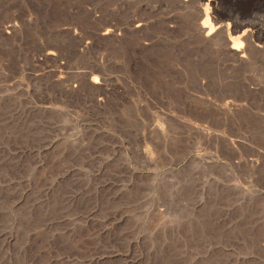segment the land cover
<instances>
[{"label":"rangeland","instance_id":"374dc122","mask_svg":"<svg viewBox=\"0 0 264 264\" xmlns=\"http://www.w3.org/2000/svg\"><path fill=\"white\" fill-rule=\"evenodd\" d=\"M0 264H264V0H0Z\"/></svg>","mask_w":264,"mask_h":264},{"label":"bare ground","instance_id":"6f19581e","mask_svg":"<svg viewBox=\"0 0 264 264\" xmlns=\"http://www.w3.org/2000/svg\"><path fill=\"white\" fill-rule=\"evenodd\" d=\"M201 12V11H200ZM205 12V11H204ZM199 13V12H198ZM200 14V13H199ZM203 20V19H202ZM208 25V24H207ZM213 25V24H212ZM203 28V27H202ZM216 28V27H215ZM218 28V27H217ZM13 29V28H12ZM204 29V28H203ZM213 30V29H212ZM215 30V29H214ZM111 32V31H110ZM214 33V32H213ZM219 33V32H218ZM208 35V34H207ZM213 38V37H212ZM243 38H245V37H243ZM218 39V38H217ZM234 46V45H233ZM235 47V46H234ZM239 47H240V45H239ZM232 48V47H231ZM235 50H237V49H235ZM242 56V55H241Z\"/></svg>","mask_w":264,"mask_h":264}]
</instances>
